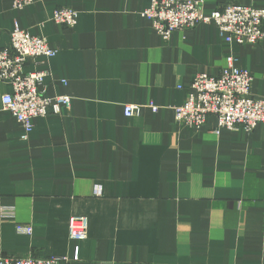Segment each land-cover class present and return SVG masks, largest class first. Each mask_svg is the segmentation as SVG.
Returning <instances> with one entry per match:
<instances>
[{
  "label": "crops",
  "instance_id": "1",
  "mask_svg": "<svg viewBox=\"0 0 264 264\" xmlns=\"http://www.w3.org/2000/svg\"><path fill=\"white\" fill-rule=\"evenodd\" d=\"M150 2L35 0L14 9L0 0V48L15 25L44 37L57 55L27 60L23 71H47L41 91L71 104L34 119L23 138L1 106L12 89L0 82V257L264 264L263 128L217 135L215 118L196 129L176 123L171 109L196 75L216 77L227 57L264 99V37L227 45L212 24H199L163 41L141 16ZM226 4L264 9V0H204L203 13ZM61 7L76 12L73 28L51 21ZM148 103L159 111L123 116L126 105ZM83 216L86 239L69 240L68 219Z\"/></svg>",
  "mask_w": 264,
  "mask_h": 264
},
{
  "label": "built area",
  "instance_id": "2",
  "mask_svg": "<svg viewBox=\"0 0 264 264\" xmlns=\"http://www.w3.org/2000/svg\"><path fill=\"white\" fill-rule=\"evenodd\" d=\"M11 2L14 9H24L34 4L35 0ZM203 4L204 0H151L141 16L151 23L153 31L163 41L176 31L194 29L199 24H212L227 45L250 47L262 41L264 9L226 4L206 15ZM50 18L58 26L73 28L77 24V14L71 8L55 9ZM9 37L8 47L0 48V82L8 84L12 90L2 96L1 106L20 125L25 138L33 129L34 119L44 118L49 111L60 115L62 108L69 110L71 104L66 95L47 97L41 91L47 71H23L27 60L49 59L57 55L47 40L32 36L17 25L10 31ZM235 62L234 57H227V66L216 77L199 73L193 78L192 84L184 88L183 104L171 108L176 123L199 129L208 118L213 117L217 123L214 134L217 135L220 130L232 132L239 128L249 133L257 126L264 130V99L251 95L252 75L240 69ZM145 108L152 113L159 111L153 103L146 106L131 104L123 108V116H138ZM67 224L69 240L83 242L86 239L89 226L86 217H70ZM15 231L29 236L32 227L16 224ZM72 259L77 260V255ZM69 261L68 258L55 256L43 259L0 257V264H68Z\"/></svg>",
  "mask_w": 264,
  "mask_h": 264
}]
</instances>
